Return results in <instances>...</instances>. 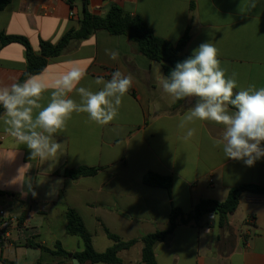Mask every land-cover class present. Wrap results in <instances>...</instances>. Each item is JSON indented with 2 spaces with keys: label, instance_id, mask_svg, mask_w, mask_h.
<instances>
[{
  "label": "crops",
  "instance_id": "0c3cea01",
  "mask_svg": "<svg viewBox=\"0 0 264 264\" xmlns=\"http://www.w3.org/2000/svg\"><path fill=\"white\" fill-rule=\"evenodd\" d=\"M87 2L95 15H104L115 4L141 16L156 36L173 45L189 29L183 56L188 58L202 43L211 42L219 50L226 78L235 73L234 92L250 84L264 87V0ZM72 5L67 0H10L0 10V32L25 37L40 55L42 40L56 44L79 27L83 0H73ZM106 49L118 51V59H110ZM72 67L86 73L78 86L93 92L102 87L95 83L98 77L110 80L116 70L131 74L134 83L122 98L118 116L107 125L90 121L86 113H73L66 130L54 135L62 145L55 157L31 160L30 149L9 135L0 120V191L6 193L0 196V207L19 220L7 237L0 235V264H75L74 254L83 252L84 243L67 234V209L82 218L95 251L104 252L114 244L108 231L125 242L137 240L119 252V264H143L141 238L165 229L173 208L189 215L200 200L223 202L231 189L264 186V158L252 167L226 158L222 147L214 145L223 126L187 121L195 98L184 99L174 109L176 102L158 83L164 75L162 65L138 53L126 36L101 30L72 41L35 76L50 86ZM26 68L24 46L0 42V85L18 82ZM70 95L79 101L78 94ZM50 99L49 87L39 103L45 107ZM189 129L194 135L184 140ZM79 167L98 171L77 180L66 174ZM148 173L170 177L171 191L144 184ZM57 242L71 256L41 248L55 250ZM154 254L157 264H264V195L243 194L223 226L214 213L178 225L155 246Z\"/></svg>",
  "mask_w": 264,
  "mask_h": 264
},
{
  "label": "clouds",
  "instance_id": "9594fccd",
  "mask_svg": "<svg viewBox=\"0 0 264 264\" xmlns=\"http://www.w3.org/2000/svg\"><path fill=\"white\" fill-rule=\"evenodd\" d=\"M106 54L114 61L119 57L115 50L106 49ZM85 75L79 67H72L50 86L35 75L22 83L0 85V106L4 109L0 120L9 135L30 149L31 160L56 156L62 145L54 140V135L66 130L73 113H86L90 121L101 126L118 116L122 98L132 88L134 77L116 70L110 80L98 77L95 83L102 87L93 92L78 86ZM158 83L173 103L196 99L187 121L223 126L222 136L214 140V145L222 147L226 158L243 161L248 167L264 158V87L250 84L234 92L238 88L235 73L226 78L219 50L213 43H202L190 57L177 62L167 77L161 74ZM49 87L50 102L42 107L39 101ZM73 92L79 101L71 98ZM194 131L189 129L183 139L189 140ZM32 194L36 195L34 191Z\"/></svg>",
  "mask_w": 264,
  "mask_h": 264
},
{
  "label": "trees",
  "instance_id": "16d2710c",
  "mask_svg": "<svg viewBox=\"0 0 264 264\" xmlns=\"http://www.w3.org/2000/svg\"><path fill=\"white\" fill-rule=\"evenodd\" d=\"M67 1L73 6V0ZM9 2L10 0H0V10L4 9ZM101 30H105L111 35L126 36L138 53L162 65L165 77L170 74V71L175 67L177 62H182L186 59V57L182 55V51L190 40L189 29L185 32L182 39L176 45H173L167 40L156 36L141 16L130 15L115 4L111 5L104 15H95L89 11L87 0H83V15L79 27L68 31L56 44L42 40L40 42V55H36L33 52L29 41L22 36L6 35L0 32V42L2 45L20 43L24 46L27 68L18 81L22 83L29 76L42 73L47 66L48 59L61 55L72 41L88 39L97 31ZM182 103L183 100L176 101L174 109L179 108ZM3 112L4 109L0 106V116ZM97 171L96 168L79 167L77 169L68 170L66 174L70 178L77 180L81 177L93 176ZM143 183L152 187L164 188L169 192L172 187V179L170 177H162L153 173L146 174L143 178ZM245 193L264 195V186L242 185L231 189L227 199L223 202L211 199L200 200L195 205L193 213L189 215H185L181 210L173 208L169 216L168 226L165 229L157 230L141 238L142 263L157 264L154 254L155 246L165 241L178 225L197 222L209 213H214L218 216L221 226L226 224L229 216L237 210L241 196ZM5 194L6 193L0 191V196H4ZM66 219L67 234L78 236L84 243L83 252L74 254L75 258L82 264H119L121 262L119 252L129 249L137 242V240L125 242L119 236L107 231L109 239H111L114 244L104 252H97L93 247L92 235L86 230L79 214L72 209H67ZM27 246L33 248L40 247V245L35 243H29ZM41 248L43 251L53 255L66 258L71 256L62 248L59 242L55 244V250H50L46 247ZM4 262L5 264H14L9 261Z\"/></svg>",
  "mask_w": 264,
  "mask_h": 264
},
{
  "label": "built area",
  "instance_id": "2783aa9c",
  "mask_svg": "<svg viewBox=\"0 0 264 264\" xmlns=\"http://www.w3.org/2000/svg\"><path fill=\"white\" fill-rule=\"evenodd\" d=\"M19 224L17 217L9 215L2 207H0V235L3 237L9 235V231Z\"/></svg>",
  "mask_w": 264,
  "mask_h": 264
},
{
  "label": "water",
  "instance_id": "95a60500",
  "mask_svg": "<svg viewBox=\"0 0 264 264\" xmlns=\"http://www.w3.org/2000/svg\"><path fill=\"white\" fill-rule=\"evenodd\" d=\"M73 263L79 264V261L76 258H73Z\"/></svg>",
  "mask_w": 264,
  "mask_h": 264
}]
</instances>
